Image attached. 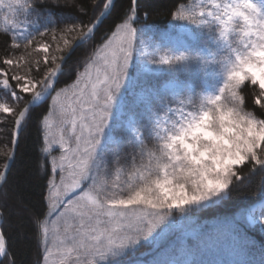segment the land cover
<instances>
[{"label":"snow or ice","instance_id":"snow-or-ice-1","mask_svg":"<svg viewBox=\"0 0 264 264\" xmlns=\"http://www.w3.org/2000/svg\"><path fill=\"white\" fill-rule=\"evenodd\" d=\"M53 7L74 15L57 22ZM167 15L162 31L138 0H0V189L47 104L35 264H264L249 236L264 233V195L216 225L225 256L208 258L205 227L170 242L264 177V0H175ZM4 218L0 264H18Z\"/></svg>","mask_w":264,"mask_h":264},{"label":"trees","instance_id":"trees-1","mask_svg":"<svg viewBox=\"0 0 264 264\" xmlns=\"http://www.w3.org/2000/svg\"><path fill=\"white\" fill-rule=\"evenodd\" d=\"M63 2V0H61ZM129 0H116L117 7L126 6ZM50 5L55 0H48ZM141 11H151V21L162 31L167 24L168 10L174 5L175 0H138ZM54 20L57 22L74 15L71 8H52ZM109 21L101 26L97 37L108 26ZM5 37L0 36V53L3 52ZM84 48L77 49L68 61L66 71L71 69L75 61L82 56ZM73 77L65 76L61 80V86L70 82ZM47 104L41 105L32 111L31 119L20 133L16 146L15 159L10 166L8 182L3 189H0V208L5 210V218L2 221L5 230L10 236L9 243L15 252L18 264H35L37 259V243L33 217L37 215L43 206L42 196L45 191V169L43 168L42 137L39 132V116L46 110ZM12 120L0 122V168L6 159V153L11 149ZM245 171H247L245 169ZM264 195V177L257 175L250 184L241 186L234 191L230 199L219 209L199 214L194 224L185 223L183 227L175 229V235L170 237V242H175L182 234H187L192 227H205L210 234V239L205 240L209 247L208 258H221L226 255L227 240L224 236L218 235L215 227L225 216L230 215L235 209L248 204L249 202L260 201L258 198ZM257 249L264 245V234L258 231L249 233ZM145 252L146 249H141ZM140 253H137L139 255Z\"/></svg>","mask_w":264,"mask_h":264},{"label":"rangeland","instance_id":"rangeland-1","mask_svg":"<svg viewBox=\"0 0 264 264\" xmlns=\"http://www.w3.org/2000/svg\"><path fill=\"white\" fill-rule=\"evenodd\" d=\"M260 203V202H259ZM264 234V233H263Z\"/></svg>","mask_w":264,"mask_h":264},{"label":"water","instance_id":"water-1","mask_svg":"<svg viewBox=\"0 0 264 264\" xmlns=\"http://www.w3.org/2000/svg\"><path fill=\"white\" fill-rule=\"evenodd\" d=\"M13 162V161H12ZM12 164V163H11Z\"/></svg>","mask_w":264,"mask_h":264}]
</instances>
